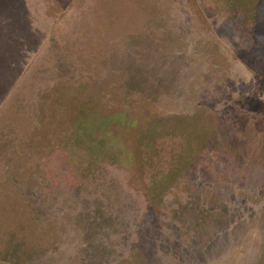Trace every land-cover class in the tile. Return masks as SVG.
<instances>
[{"label": "rangeland", "instance_id": "374dc122", "mask_svg": "<svg viewBox=\"0 0 264 264\" xmlns=\"http://www.w3.org/2000/svg\"><path fill=\"white\" fill-rule=\"evenodd\" d=\"M0 264H264V0H0Z\"/></svg>", "mask_w": 264, "mask_h": 264}, {"label": "trees", "instance_id": "16d2710c", "mask_svg": "<svg viewBox=\"0 0 264 264\" xmlns=\"http://www.w3.org/2000/svg\"><path fill=\"white\" fill-rule=\"evenodd\" d=\"M108 119H111L112 121H114L115 126L121 130L122 137H123V135L124 136L126 135V133L128 132L126 130L130 126L137 125V122H133L129 118V116L126 114V112H123V111H121V112L118 111V112H114L112 114H108ZM82 120L86 121L87 119L86 118H83ZM80 123H81V121H80ZM75 125H76V127H75L76 130H78L80 127H82V125L81 124H78L77 121H76ZM119 140H120L121 144L123 145L124 144L123 143L124 140L122 138L119 139Z\"/></svg>", "mask_w": 264, "mask_h": 264}]
</instances>
